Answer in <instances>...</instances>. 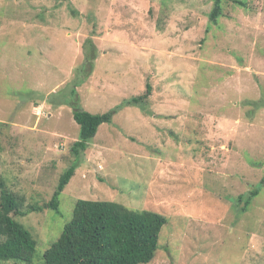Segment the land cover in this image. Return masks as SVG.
Masks as SVG:
<instances>
[{"label":"rangeland","instance_id":"374dc122","mask_svg":"<svg viewBox=\"0 0 264 264\" xmlns=\"http://www.w3.org/2000/svg\"><path fill=\"white\" fill-rule=\"evenodd\" d=\"M239 1L0 0V205L78 164L16 216L32 264L79 199L165 215L144 264H264V0ZM77 107L113 115L78 160Z\"/></svg>","mask_w":264,"mask_h":264},{"label":"trees","instance_id":"16d2710c","mask_svg":"<svg viewBox=\"0 0 264 264\" xmlns=\"http://www.w3.org/2000/svg\"><path fill=\"white\" fill-rule=\"evenodd\" d=\"M240 4L245 2L236 0ZM223 14L222 0H216L212 21ZM152 90L134 97L138 103ZM112 112L94 114L77 107L74 119L80 125L79 139L73 144L77 160L88 149L100 125L112 121ZM73 164L61 177L60 184L49 202L32 205L23 210V199L8 189H2L0 205V260L32 264L38 247L34 234L20 221L18 215L28 211L58 208L61 193L75 174ZM264 182V178H263ZM258 190L254 192L257 194ZM168 222L165 215L153 210L132 209L124 204L94 199H79L74 214L59 238L45 253L46 264H144L154 259L159 248L160 233Z\"/></svg>","mask_w":264,"mask_h":264}]
</instances>
